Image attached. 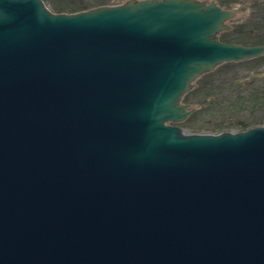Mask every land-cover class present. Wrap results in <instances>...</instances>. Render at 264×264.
Instances as JSON below:
<instances>
[{"label": "water", "instance_id": "obj_1", "mask_svg": "<svg viewBox=\"0 0 264 264\" xmlns=\"http://www.w3.org/2000/svg\"><path fill=\"white\" fill-rule=\"evenodd\" d=\"M234 13L0 0V264H264V127L184 134L196 80L264 46Z\"/></svg>", "mask_w": 264, "mask_h": 264}, {"label": "rangeland", "instance_id": "obj_2", "mask_svg": "<svg viewBox=\"0 0 264 264\" xmlns=\"http://www.w3.org/2000/svg\"><path fill=\"white\" fill-rule=\"evenodd\" d=\"M64 1L77 3L80 1H86L87 3V1L90 0ZM126 1L127 0H122L120 1V4H123ZM45 3L50 8V10L55 13L52 5L58 3V0H47ZM253 5H256V3L253 4V0H244L241 1V3L235 5V9H233L236 12V17L232 19L230 25L235 26L238 23H241V21L243 22L249 20L248 17H252V14L256 12V10L260 9L259 5L258 7H251ZM250 66L252 65L249 64L247 66L245 63H230L218 67L213 72L214 75L211 78L216 79L215 90L219 92L220 95L211 97L209 96L210 98L204 91L206 84H204L205 80H203L202 75L201 78L194 82L192 90L188 92L183 98V103L189 105V109L194 110L193 113L188 119L177 124L176 126L181 128L184 134L210 135H216L223 132L237 134L251 128L264 126V105L258 106L257 104L260 101H258L256 104H246V102L241 100L237 102V98L239 100L242 97L246 98V96H241L237 90L234 91V89H238L241 92L242 85L248 82L250 79V72L247 71L249 70L248 68ZM234 79H239L240 84L237 85L234 83ZM234 85H236V87ZM255 93L249 92L245 95L251 94L252 97L255 98ZM233 101H235L236 104H232Z\"/></svg>", "mask_w": 264, "mask_h": 264}, {"label": "flooded vegetation", "instance_id": "obj_3", "mask_svg": "<svg viewBox=\"0 0 264 264\" xmlns=\"http://www.w3.org/2000/svg\"><path fill=\"white\" fill-rule=\"evenodd\" d=\"M241 1L244 0H209L206 2H215L222 10H231V12L234 13V17L232 19H234L236 17L234 7L238 3H241ZM254 3H256V5H253L251 7H258L259 5L260 9L256 10V12L252 14V17H248L249 20L243 22L241 21V23H238L235 26L230 25L232 19L226 22L228 28L218 34L217 38L219 42L224 44L241 45L242 47L264 46V0H253V4ZM238 63H245V65L247 66L249 64L252 65L248 68L249 70H247L250 72V79L248 80V82L242 85L241 94L256 92V95H258V97L260 98L259 106L264 105V102H262L264 101V54L257 58H254V60L251 59ZM234 83L238 85L240 84V80L234 79Z\"/></svg>", "mask_w": 264, "mask_h": 264}, {"label": "trees", "instance_id": "obj_4", "mask_svg": "<svg viewBox=\"0 0 264 264\" xmlns=\"http://www.w3.org/2000/svg\"><path fill=\"white\" fill-rule=\"evenodd\" d=\"M43 1L46 2L47 0H43ZM120 1H122V0H90V1H87V3H86V1H80L79 3H77V2L58 0V3H55L52 6L54 8L55 13H57V14H62V13L73 14V13H78V12L86 11V10L93 9V8L103 7L105 5L106 6L117 5V4H120ZM240 64H242V63H240ZM213 75H214L213 73H210V74L203 76V80H205L204 84H206L204 91L206 92L208 97L220 95L219 92H217L215 90L216 79L211 78ZM234 86L236 87V85H234ZM236 90L238 91V93L241 96H246V98L242 97L239 100L237 98V102H239L241 100V101L246 102V104H250V103L256 104L258 101H260V98L258 97V95H256V93H255V98H253L251 94H249V95H245L246 93L241 94V92H239L238 89H234V91H236ZM220 92H221V90H220ZM247 96H250V97H247ZM243 98H244V100H243ZM232 104H236L235 101H233ZM257 105L259 106V103ZM259 125H261V124H259Z\"/></svg>", "mask_w": 264, "mask_h": 264}]
</instances>
